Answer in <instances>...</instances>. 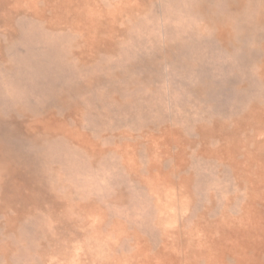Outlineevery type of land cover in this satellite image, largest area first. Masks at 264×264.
Returning <instances> with one entry per match:
<instances>
[{"label":"rangeland","instance_id":"rangeland-1","mask_svg":"<svg viewBox=\"0 0 264 264\" xmlns=\"http://www.w3.org/2000/svg\"><path fill=\"white\" fill-rule=\"evenodd\" d=\"M0 264H264V0H0Z\"/></svg>","mask_w":264,"mask_h":264}]
</instances>
